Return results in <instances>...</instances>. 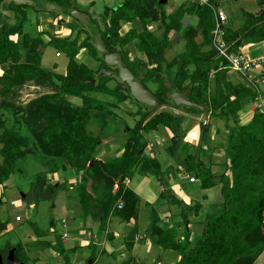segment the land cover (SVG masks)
Instances as JSON below:
<instances>
[{"label": "trees", "instance_id": "trees-1", "mask_svg": "<svg viewBox=\"0 0 264 264\" xmlns=\"http://www.w3.org/2000/svg\"><path fill=\"white\" fill-rule=\"evenodd\" d=\"M73 1L77 4V0H47L64 9L63 13L49 14L70 16L69 11L76 7L73 6ZM221 6L220 0H209V5L184 3L174 12L167 13L163 10L165 4H161L160 0H124L116 7L105 9L102 19L105 30L101 31V27L92 19L88 26H95V30L87 33L84 40H74L72 36L53 37L44 41L43 37H49L48 30H42L37 37L27 35L24 62L20 44L10 38L23 34L28 17L22 9L28 6H17L14 3L5 6L11 12L15 9L17 14L13 25L0 22V67L9 61L20 62V65L13 72L5 71L0 75V111L11 112L16 120L24 123L30 134L27 132L29 137H24L21 132L7 128L0 120V186L13 174H18L17 161L12 157L16 146H31L32 149L42 151L44 158L41 160L46 162L49 159L50 165L55 167L52 173L84 172L77 183V196L85 217L91 216L99 222L100 230L105 228L111 216H118L125 222L138 218L140 198L134 191L125 188V180L136 173L155 175L160 180L162 166L157 158L144 153L147 147L144 137L150 131L158 130L159 126L170 129L175 137L168 150L176 157L175 152L181 142L174 125L177 117L163 113L150 118L149 111L139 106L132 95L122 90L121 85L111 88L108 84L112 78L99 76L96 79L99 71L78 62L76 57L83 50L91 58L101 59L103 62V57L96 48L94 35L99 33L110 51L121 53L130 71L145 87L148 82L159 83L156 95L162 99L161 103L167 104L166 77L169 79L171 71H174V77L169 80L176 90H189V100L204 105L211 118H219L227 123L229 134L226 154L229 161L224 164L225 170L218 181L211 167L199 161L200 151L189 155L188 163L184 165L186 172L198 169L197 176L203 189L222 184L224 203L221 209L205 213L204 220L201 221L204 225L203 232L201 236L194 237L188 209L194 210L196 216H199L202 206L186 205L187 208L178 215L181 219L176 222L183 229L179 237V226L174 225L170 229L162 226L158 212L151 207L148 232L154 236L156 244L164 250L178 252L180 259L176 264H255L264 252V113L257 108L249 124L239 123L238 112L246 103L256 102L259 92L245 84L233 85L226 80L231 69L230 62L220 56L212 45V32L216 26L214 9H221ZM185 16L196 17V25L184 27ZM2 17L0 13V21ZM248 17L251 20L252 16ZM138 21L143 27L142 31L129 29L122 37L119 35L120 27ZM157 22L163 26L161 37L149 28ZM248 24L244 23L235 31L232 18L228 15V21L223 26V38L230 53L238 54L249 44L264 42V23L252 29H248ZM172 33L180 34L181 40L185 42V50L167 62L164 55L173 45L170 39ZM198 36H202L200 42L197 41ZM58 43L64 49L57 53H66L69 57L66 75H59L42 67L43 50L40 47L44 49L47 45ZM131 43L147 60L130 57L128 45ZM205 47H209L210 51H203ZM211 72L215 74L213 94H209ZM262 73L264 76V72ZM29 83L49 87L54 94L33 100L25 109L18 107L19 91ZM74 99L80 102L77 103ZM128 100L139 108L137 113H130L131 116L139 115L140 119L133 127L126 125L124 129L128 139L123 155L102 162L96 157L103 141L94 135V126L97 124L101 131L106 130L109 121L116 118L113 110ZM186 110L201 113L195 108ZM209 125L207 123L203 126V139L209 133ZM29 153L32 152L26 151V155ZM116 183L119 186L114 190ZM47 184L46 173L37 175L30 184L29 191L23 193L25 202L37 207L42 201L55 196L60 186ZM169 196L172 197H169L172 199L170 207L181 203L185 205L171 193ZM161 198L165 196L162 194ZM120 202L123 207L117 209ZM3 231L0 227V236ZM34 231L37 241L45 237L39 228L35 227ZM40 245L60 254L64 251L62 242H44ZM32 246L36 248L37 243ZM21 250L22 246L17 245L0 253L6 258L10 251H14L15 259L26 264L29 257L26 253L22 254Z\"/></svg>", "mask_w": 264, "mask_h": 264}, {"label": "rangeland", "instance_id": "rangeland-1", "mask_svg": "<svg viewBox=\"0 0 264 264\" xmlns=\"http://www.w3.org/2000/svg\"><path fill=\"white\" fill-rule=\"evenodd\" d=\"M65 0H63L64 2ZM124 0H77V4L73 1V6L75 9L88 13L91 20H95L99 27H101V31L106 29V26L103 24V17L104 12L107 7H116L120 5ZM205 0H167L165 3V7L163 10L167 13L174 12L177 10L182 4H193L197 3L200 5H209V0L207 2H204ZM93 2L90 6V3ZM222 4V10L227 13V15L230 16V19L232 18L234 26V30L238 31L240 27L243 26L244 23L248 24V29H252L254 27H257L260 23H264V1L263 0H220ZM2 2H0L1 4ZM95 3V4H94ZM48 2L47 0H35L34 1V7L29 6L22 9L23 12L26 13L28 17V22L26 23L23 34L22 35H14L10 39L14 42H17L20 44V48L22 51L23 59L22 62L25 60V53H26V46L25 42L28 36L37 37L42 30L46 31L48 30L50 33L49 37H43L44 41H49V38L53 37H72L74 40H77L80 38V40H84L87 36V33L92 32L95 30V26L93 25H82L81 23L74 20L71 16H65V15H57L52 16L51 14L43 16L46 14L44 12L46 10ZM83 4V6H81ZM94 4V6H93ZM218 6V5H217ZM156 7V6H155ZM12 17H2L1 21L2 24H8L13 25L15 24L16 20V14L17 11L14 9V11L11 12ZM248 15H251L252 18L249 20ZM43 18V19H42ZM46 19V20H44ZM196 17H189L185 16L183 19V26H195L196 25ZM44 20V21H43ZM48 20V21H47ZM90 20V21H91ZM43 21V22H42ZM137 25L134 24V26H130V24H125L122 28L120 27V30H118L119 35L122 37L129 29H136V31H142L143 27L141 23L138 21ZM124 24V23H123ZM151 30L154 31V33L161 37L163 33V26L160 22H157L155 24H151L149 26ZM88 31V32H87ZM97 34V33H95ZM94 34V35H95ZM99 34V33H98ZM100 35V34H99ZM202 36L197 37V41H201ZM248 38V37H246ZM170 39L173 42V45L170 46V48L167 49L164 57L167 62L172 61L175 57H177L182 51H183V40L181 41V36L178 33H172L170 35ZM239 40V38L236 40V42ZM96 41V40H95ZM181 41V42H180ZM235 44V41H234ZM182 47V48H181ZM128 48H130L131 54L130 57L137 58V59H146L147 57L139 54L138 51L135 49L134 43H131L128 45ZM244 48V47H243ZM59 49V50H58ZM64 48L61 44H50L47 45L44 49L43 47H40V50H43V57H42V67L45 70L51 71L53 73L59 74V75H66L67 73V67L69 63V57L66 55V53H61V56L57 57V52H61V50ZM253 49V50H252ZM250 50H246V52L243 51V53L247 54L251 59L254 57H258L259 54L257 50H262V55L264 56V47L257 46L256 49L252 48ZM203 51L208 52L210 51L209 47H205ZM234 53V52H232ZM236 54V53H234ZM101 58V56H100ZM78 62L84 63L85 65H88L91 68L99 69L101 67V59L95 60L91 58L85 50L81 51L79 55L76 57ZM20 65V62L14 63L12 61H9L8 63L4 64L0 67V75H3L5 71H14L17 66ZM151 67V66H150ZM175 72L171 71L170 78L174 77ZM214 75L211 72V85L209 88V94L214 93ZM99 76L96 77V79ZM168 78L166 79V83H170L171 81ZM260 79V78H258ZM226 80L228 82H232L233 84H245L249 83L246 78L240 74L239 72L230 69L227 73ZM94 83V82H93ZM159 84V83H158ZM157 83L154 82H148L146 83V87L155 95V98L158 102H162V99L156 95L157 89L159 87ZM166 84V86H167ZM111 88H118L120 85L118 84L117 78L112 79L109 81L108 84ZM54 94L51 88L49 87H41L36 86L34 83H29L26 86H24L19 91V97L17 99V105L18 107L26 108L27 105L33 100L38 99L44 95ZM97 96H100V94H97ZM75 102L79 103L80 100L74 99ZM259 111L264 113V105L262 107L258 108ZM138 107L131 102V100H128L119 108H115L113 110V113H115L116 118H114L112 121H109L108 128L106 130H100L97 124L94 126V135L97 137H100L102 141H106L108 137L115 138L120 144H125V139L123 138L125 131V127L127 122L130 124L129 126H134L136 121L140 119L139 115L131 116L130 113H137ZM180 111V118H178L174 125L179 133L180 137V145L177 151L181 153V151H185L186 149L183 148V143L185 144L186 137L190 135V130L192 127L196 124L197 116L202 115V121L200 122V126L205 125L206 123H212L214 119L209 116V120H206V115L201 113H198L194 110H186L185 108L181 109L178 107H172L169 104H163L161 103L157 108L152 109L149 111V117H154L155 115L168 113L169 111ZM171 111V112H172ZM175 114V113H174ZM173 114V115H174ZM177 115V114H175ZM185 116V117H184ZM184 117V118H183ZM188 117L190 119H188ZM187 121L186 125L183 126V122ZM0 120L3 121L2 123L9 129H13L16 131L21 132V135L26 137L27 132L29 131L25 128V125L23 122L20 123L19 120H16V117L12 115L11 112L8 111H0ZM19 121V124H18ZM97 126V127H96ZM166 129V131H165ZM168 131L173 134V132L168 129ZM2 132V131H1ZM167 128L162 127L159 129L158 132L155 134H158L160 137H164L167 135ZM30 134V133H29ZM203 134V132H202ZM119 136V137H118ZM29 137V136H27ZM118 137V138H117ZM32 141L36 144L33 137L30 136ZM145 141H148V135H145ZM168 141V140H167ZM52 143V142H51ZM173 145L172 142H170V145ZM167 147V146H166ZM181 147V148H180ZM148 150V149H147ZM26 151H31L32 153H29V155H26ZM177 151L175 154H177ZM145 153V151H144ZM148 153V152H147ZM168 158L170 160H174L172 154H170L167 151ZM12 157L15 158L18 164V174H13L10 179L6 183V187L2 188L0 187V222H2L6 229L3 231L2 235L0 236V250L4 249H10V247L21 245L22 250L21 253L27 254L29 256V259L27 260L26 264H35V260L33 258L36 257V255L33 254L34 249L33 244L36 240V234L34 231V228L37 227L39 230L44 232V239L48 240L51 239L55 242H62L61 236L62 233H68V244H73L78 239V233L76 231V226L79 224V227H88L85 223H87V220L85 218L82 204L80 203L78 196H77V183L76 180L81 179V177L84 175V172H65L61 171L59 172V175H55L58 173H52L51 171L55 168L52 165H50L49 159L48 161L44 162L41 160L43 157V153L38 148L32 149L30 147H21L16 146V152H12ZM99 160H104L105 157L98 156ZM2 160V158H0ZM161 160V159H160ZM175 161V160H174ZM164 161H160V164H162ZM176 163V161H175ZM166 166H162L161 172L162 175H170V171H167ZM172 171L173 169L170 168ZM41 173L47 174V185L57 184L59 189H57V193L52 198L42 201L37 207L35 205L29 206L27 202H25L23 193H27L30 189V184L35 180V177ZM177 173V172H176ZM140 174V173H139ZM184 175L194 176L198 175V169L190 170L189 172L183 173ZM75 186H74V185ZM74 186V187H73ZM4 190V191H2ZM196 196V195H195ZM143 198V197H142ZM180 200H184L183 197L179 198ZM198 199V198H197ZM197 199H194L195 202H198ZM165 200V199H164ZM12 202L15 203V206H12ZM162 202V201H161ZM166 202V201H164ZM122 205V206H121ZM120 206L123 207V203L120 202L117 206V209H120ZM151 210V207H149ZM180 206H175L174 210L177 214L179 212ZM184 211V210H183ZM205 211L202 212L201 218L197 217L196 219L191 215L190 220L191 221H201L203 222L205 217ZM21 216L23 218L22 222H16V216ZM83 216V217H82ZM91 217V216H88ZM118 217V216H115ZM181 217H178L177 220H180ZM63 220H67V223L64 225L62 223ZM94 220V219H93ZM115 221H119L118 218L114 219ZM193 223V224H194ZM199 223L197 224L196 233L195 236H201V231H199ZM194 224V225H195ZM101 232V231H100ZM95 233V232H94ZM83 234V233H82ZM48 237V238H47ZM67 236H63L65 239ZM133 237V236H131ZM62 238V239H63ZM38 243V242H36ZM9 246V247H8ZM68 247V246H67ZM65 246V248L67 249ZM47 250V249H45ZM95 248H89L88 251L93 254ZM42 252V251H39ZM66 251L63 256L67 255ZM49 252H43L40 254V264H56L53 257L49 258V255L52 253ZM34 255V256H33ZM120 252L118 251L116 256L119 257ZM38 257V256H37ZM131 258V257H130ZM104 257L97 260L95 264H106L107 262L104 261ZM113 261V260H112ZM111 261V262H112ZM123 261V260H122ZM110 262V261H109ZM60 264V263H59ZM113 264H117L114 262ZM118 264H128L125 263H118ZM255 264H264V252L261 254L259 259Z\"/></svg>", "mask_w": 264, "mask_h": 264}, {"label": "crops", "instance_id": "crops-1", "mask_svg": "<svg viewBox=\"0 0 264 264\" xmlns=\"http://www.w3.org/2000/svg\"><path fill=\"white\" fill-rule=\"evenodd\" d=\"M92 3L93 2L90 3V6ZM81 6H83V4ZM46 15H49V13L46 12V14L43 16ZM134 24L137 25L138 23L134 22L130 24V26H134ZM257 46L264 47V42L260 44H249L242 48L240 51L246 52V50H250L252 48L256 49ZM184 47L185 42L183 41L182 52H184L185 50ZM257 51H259V56L252 58V60L262 58L264 59V56L262 55L263 51ZM262 75L263 73H256L250 75L249 77H246V80L249 82L246 86L253 87L257 92H259V97L256 102H248L243 105L242 109L238 112L240 125L249 124L254 118L255 112L257 111L256 109L264 105V76ZM170 105L171 104H169V106ZM171 106L174 107L173 105ZM171 111L172 110L169 111L170 115H173L175 113L177 115L174 114L173 116H176L177 119L180 118V111L179 113L178 111ZM205 115L206 120L208 121L210 113L208 115ZM202 118V115L197 116V119L199 121H202ZM188 119L190 118L188 117ZM198 120L190 130V135L186 137L185 144L183 143V148H185L186 150L183 152L181 151L180 153L179 149L177 151L176 157H173L176 163L173 159L170 160L167 154V151L169 152L168 149L170 147L168 146V144L170 145V142L173 143L172 139L175 137L174 134H171V132L168 131V128L166 132L167 135H165L163 138L155 133L164 126H159L158 130H153L146 134L148 135L149 140L146 141L147 147L145 148V153L151 157L157 158L159 162L164 161L162 166L164 167L167 165L166 169H168L167 171H170L171 173L170 175H161L160 180L155 175H143L139 173L134 174L130 178H126L124 183L125 188L134 191L140 198L137 219L125 222L120 217L111 216L105 228L103 230H100L101 225L99 222L93 220L91 217H85L87 220V223H85L88 226L87 228L79 227V224L75 225L77 228V232L74 233H78V239L76 240V242L67 245L66 240L68 239L69 234L65 232L62 233L63 235L61 236V240L64 242L62 243L64 246V251L61 254L58 251L55 252L51 249L45 250L44 246L40 245V243L55 241L51 239L43 240L44 237L39 238V241H37L36 238L34 242L40 243H37V246L33 252V254L36 255V257L33 258L35 260L34 263L40 264V254L43 252H49L52 253L51 255H49V258L53 257L54 259H56V264H95L96 261L101 259L102 257H104V261L107 262L106 264H113L114 262H116L117 264L122 262H127L128 264H176L180 259L179 253L173 250H164L162 247L156 244L154 236H152L148 232L150 222L149 207H154L158 212L161 218L162 226H166L167 229H170L174 225L179 226L178 236L181 237L180 233L183 229L182 227H180V224L176 225V222L179 217V213H181L184 208L186 209L187 206L194 207L196 204H200V206H202V208L199 210V216H196L194 210L189 211L190 209H188V217L190 220L191 215H193L195 219L197 217L201 218V214L203 211H205L206 213L219 211L222 207V204L224 203L222 184L205 190L202 188V182L198 179L197 175H194L197 181L191 183L190 178L193 176L188 177V175L182 174V172L186 173V167L184 165L188 163L189 159L187 160V157L189 155H195L196 153H199V151V161L201 163H204L205 166L211 167V170L217 176V181L219 180V177L223 170H225V168L223 167L224 164L229 161L226 154L227 139L229 134L226 127L227 123L222 119L215 118L212 123H209V133L203 139L202 130L204 125L200 126L199 124L201 121L199 122ZM187 121L183 122L182 120L183 126L186 125ZM127 124L130 125L128 122ZM205 125H207V123ZM124 135L126 134L124 133ZM123 138L125 139L124 145L120 144L118 141H115L117 139L110 137L106 139L105 142L103 141L98 147L99 154L96 158L99 160L98 156H104L105 159L101 161L106 162L109 159L121 157L123 155L128 136H124ZM170 168H172L173 170L171 171ZM55 175H59V172ZM78 181L79 180H76V183H78ZM6 183L0 187L5 188ZM118 186L119 185L116 183L114 190H117ZM170 193L175 198H184V200L179 199L180 201H183L185 205L183 206V203H181V205H178L180 206V209L177 214L174 210V207L177 205L172 207L169 206V202H171L172 200L170 199L172 197L169 196ZM162 194L165 196V198H161ZM194 199H197L198 202H195ZM115 218H118L119 221H115ZM190 222V228L193 231L194 237H198L195 236L197 228V224L195 223H198V221H195L194 223V221L190 220ZM62 223L65 225L67 223V220H63ZM0 227H2V230L5 231L6 227L2 222H0ZM198 227L199 231H201L202 234L204 229V225L202 224V222L199 223ZM64 234H67V237L65 239L63 238ZM65 246H68L67 249L65 248ZM89 248H95L93 254L88 251ZM66 251H68L67 255L63 256ZM118 251L120 252V255H118L119 257L116 256ZM0 255L3 257V262L5 263V257L1 253ZM8 256L6 257V260Z\"/></svg>", "mask_w": 264, "mask_h": 264}, {"label": "water", "instance_id": "water-1", "mask_svg": "<svg viewBox=\"0 0 264 264\" xmlns=\"http://www.w3.org/2000/svg\"><path fill=\"white\" fill-rule=\"evenodd\" d=\"M167 0H160L161 4H165ZM12 3L17 6H32L34 1L32 0H3L0 4V13L3 17H12L11 11L5 9V6H10ZM46 11L48 13L58 12L63 13L64 9L57 4L48 3L46 6ZM70 16L81 23L82 25H88L91 18L89 14L82 12L78 9H72L69 11ZM96 48L98 52L102 55L104 62L110 67L119 68V77L121 83L126 86V91L134 98L135 102L139 105H144L147 108L155 109L160 103L157 101L153 93L144 86L138 77L124 66L122 56L120 53H112L106 48L102 37L97 33L95 34ZM103 75H111L109 72H102ZM167 79V77H166ZM95 83V81H93ZM189 90L184 92H179L173 87L172 82L167 84L166 101L178 108H195L200 110L205 114H209L207 108L204 105H200L192 102L188 99ZM0 264H24L18 262L15 259V252L11 251L6 262H3V257L0 255Z\"/></svg>", "mask_w": 264, "mask_h": 264}, {"label": "built area", "instance_id": "built-area-1", "mask_svg": "<svg viewBox=\"0 0 264 264\" xmlns=\"http://www.w3.org/2000/svg\"><path fill=\"white\" fill-rule=\"evenodd\" d=\"M204 2H207L205 0ZM215 14V21L216 26L215 29L212 32L213 36V47L218 51L219 55L226 58L231 65V69L241 73L244 76L249 77L250 75L256 74V73H262L264 72V59H256L252 60L250 57L240 52L238 54L230 53L228 51V46L224 41V31L223 26L228 21V15L224 10L217 8L214 9ZM61 56L59 53H57V57ZM197 179L195 176L190 178V182L194 183ZM12 206H15V203H11ZM122 206V205H121ZM120 206V208H122ZM23 218L21 216H16V222H22ZM263 224H264V213H263ZM64 236H67V234H64Z\"/></svg>", "mask_w": 264, "mask_h": 264}, {"label": "flooded vegetation", "instance_id": "flooded-vegetation-1", "mask_svg": "<svg viewBox=\"0 0 264 264\" xmlns=\"http://www.w3.org/2000/svg\"><path fill=\"white\" fill-rule=\"evenodd\" d=\"M88 14V13H87ZM96 42V41H95ZM106 46V45H105ZM106 48H108V47H106ZM110 51V50H109ZM110 52H112V51H110ZM117 51H113L112 53H116ZM118 53H120V52H118ZM121 54V53H120ZM122 56V55H121ZM122 60H123V63H124V66L127 68V69H129L130 70V68H129V65H128V63L127 62H125L124 61V59H123V57H122ZM95 70H97V71H99V74L97 75V76H102V72H109L111 75H103V76H108V77H110V78H112V79H115V78H117V81H118V84L119 85H121V88H122V90H124V91H126V86L125 85H123L122 83H121V80H120V77H119V68L118 67H110V66H108L105 62H104V59H103V62L101 63V67H99V69H95ZM135 77H137V76H135ZM127 92V91H126ZM180 92V91H179ZM181 92H183V91H181ZM153 95H154V93H153ZM165 96H166V92H165ZM168 103V102H167ZM139 105V104H138ZM139 106H142L143 107V109H145L146 111H151L152 109H150V108H147L146 106H144V105H139ZM139 109V108H138ZM181 109H183V108H181ZM186 109V108H185ZM5 262H6V258H5V260H4Z\"/></svg>", "mask_w": 264, "mask_h": 264}]
</instances>
